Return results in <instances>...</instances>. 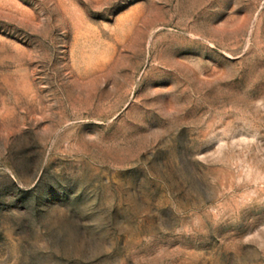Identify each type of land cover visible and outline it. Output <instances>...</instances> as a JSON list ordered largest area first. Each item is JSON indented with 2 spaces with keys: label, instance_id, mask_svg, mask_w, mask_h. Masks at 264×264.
I'll list each match as a JSON object with an SVG mask.
<instances>
[{
  "label": "rangeland",
  "instance_id": "rangeland-1",
  "mask_svg": "<svg viewBox=\"0 0 264 264\" xmlns=\"http://www.w3.org/2000/svg\"><path fill=\"white\" fill-rule=\"evenodd\" d=\"M0 264H264V0H0Z\"/></svg>",
  "mask_w": 264,
  "mask_h": 264
}]
</instances>
